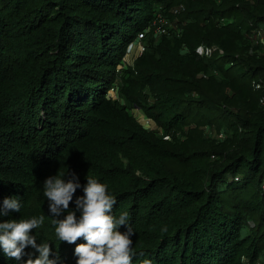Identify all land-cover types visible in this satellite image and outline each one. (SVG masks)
<instances>
[{
	"label": "trees",
	"instance_id": "16d2710c",
	"mask_svg": "<svg viewBox=\"0 0 264 264\" xmlns=\"http://www.w3.org/2000/svg\"><path fill=\"white\" fill-rule=\"evenodd\" d=\"M159 17L170 32L146 33V49L119 69ZM258 28L264 0H0V209L6 198L21 203L0 222L44 215L37 244L49 243L57 264H76L86 241L56 237L43 195L47 178L75 174L69 210L79 219L87 178L104 183L112 214L128 213L132 264H264V90L251 85L264 79ZM200 43L223 52L199 56ZM27 259L0 247V264Z\"/></svg>",
	"mask_w": 264,
	"mask_h": 264
},
{
	"label": "clouds",
	"instance_id": "9594fccd",
	"mask_svg": "<svg viewBox=\"0 0 264 264\" xmlns=\"http://www.w3.org/2000/svg\"><path fill=\"white\" fill-rule=\"evenodd\" d=\"M78 188L81 185L75 174L67 181L57 176L44 181L43 195L49 202L56 237L68 244H75L79 239L86 241L76 244V264H132L135 255L132 247L134 233L128 227V213L123 212L118 218L114 216L112 211L116 204L115 197L109 194L104 183L89 177L83 186V195L75 200L76 210L80 212L77 219L76 212L70 211L69 205ZM20 210L21 203L18 199L6 198L0 209V216H8L10 211ZM63 212H67L66 217L56 219ZM45 219L44 215H40L0 222V247L4 254L17 261L27 255L28 259L24 264H57L58 257L50 259L49 243L37 244L36 236L31 234L32 230L44 226ZM120 226H126L127 231H119ZM29 247L39 255L33 258L32 253H26L25 249ZM141 264H152V261L145 259Z\"/></svg>",
	"mask_w": 264,
	"mask_h": 264
},
{
	"label": "built area",
	"instance_id": "2783aa9c",
	"mask_svg": "<svg viewBox=\"0 0 264 264\" xmlns=\"http://www.w3.org/2000/svg\"><path fill=\"white\" fill-rule=\"evenodd\" d=\"M171 27L172 25L170 22H168V20L163 17H159L154 20L152 24H149L146 28L141 30L134 38V40L128 45L127 53L125 54V57H123L121 63L118 65V68L120 69L123 67H127L128 64H131L133 62L136 56L141 54L146 49V43L144 41L146 33L152 31L154 36H160L162 34L169 33ZM251 35L255 37L256 42H263L264 44V30L262 28L254 30L253 34ZM195 52L199 56L207 57L210 56L213 52H218V54H221L223 50L216 45L200 43L195 46ZM251 85L253 89L264 90V79H253L251 81ZM110 90L116 91V87L111 86ZM259 102L261 104H264V94L260 96ZM223 135V131H219L217 137L222 138ZM257 264H261V262H258Z\"/></svg>",
	"mask_w": 264,
	"mask_h": 264
},
{
	"label": "rangeland",
	"instance_id": "374dc122",
	"mask_svg": "<svg viewBox=\"0 0 264 264\" xmlns=\"http://www.w3.org/2000/svg\"><path fill=\"white\" fill-rule=\"evenodd\" d=\"M260 46L264 47L263 42L260 43ZM110 92H112L116 96L115 90H110ZM130 112L137 118V120H139L144 126H146V128L157 131L158 134H161V130L159 129V127L150 118H148L139 107L135 106L131 108ZM204 129L206 134L212 137L218 136L219 131H217L215 128L211 126H204Z\"/></svg>",
	"mask_w": 264,
	"mask_h": 264
}]
</instances>
